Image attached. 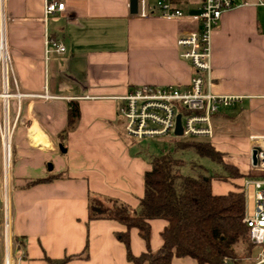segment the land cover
I'll list each match as a JSON object with an SVG mask.
<instances>
[{
	"label": "crops",
	"instance_id": "1",
	"mask_svg": "<svg viewBox=\"0 0 264 264\" xmlns=\"http://www.w3.org/2000/svg\"><path fill=\"white\" fill-rule=\"evenodd\" d=\"M57 1L64 9L45 17V0H6L10 92L25 94L10 98L13 233L24 240L16 264H45V256L77 254L86 244L88 257L67 264H131L115 236L125 226L113 219L89 221L88 195L138 206L150 157L124 131L117 97L143 84L188 87L194 68L179 55L177 40L197 24L193 16H140L131 12L130 0ZM248 1L226 11L211 34L212 92L241 98L213 116L209 139L227 163L260 175L264 170L254 167L251 138L264 135V17L257 16L264 5ZM46 33L62 40L66 52L47 55ZM3 86L0 69V113ZM70 101L78 102L81 117L64 146L59 133ZM2 166L0 140L1 208ZM49 176L54 177L32 183ZM245 178L213 179V191L234 190ZM150 223L157 249L167 221ZM131 246L135 254L146 248L137 228L131 229ZM172 264L198 263L183 257Z\"/></svg>",
	"mask_w": 264,
	"mask_h": 264
},
{
	"label": "trees",
	"instance_id": "2",
	"mask_svg": "<svg viewBox=\"0 0 264 264\" xmlns=\"http://www.w3.org/2000/svg\"><path fill=\"white\" fill-rule=\"evenodd\" d=\"M81 117L77 101H70L67 123L59 133L65 146L67 135L75 129ZM174 147L150 156L151 168L144 174V194L136 208L127 202L102 194L88 195V220L113 219L125 226L115 236L126 247L131 264H172L174 258L191 257L198 264H252L255 260V245L250 229L243 221L246 213V198L243 182L234 184L236 189L226 193L213 191V179L229 180L247 176L264 177L254 173L244 174L238 167L227 163L209 138L174 136ZM194 150L199 156L209 157L221 169L210 175L184 174L183 157L177 155ZM54 176L37 179L32 183L51 180ZM152 219L167 221L161 231L162 244L151 246ZM137 228L146 248L139 254L132 251L131 229ZM24 246V240L14 236L15 250ZM87 258L88 245L82 252L62 258L45 256V264H67L74 258Z\"/></svg>",
	"mask_w": 264,
	"mask_h": 264
},
{
	"label": "built area",
	"instance_id": "3",
	"mask_svg": "<svg viewBox=\"0 0 264 264\" xmlns=\"http://www.w3.org/2000/svg\"><path fill=\"white\" fill-rule=\"evenodd\" d=\"M187 4L185 11L181 4ZM249 3L248 0H138L137 14L149 16L157 11L166 18L193 16L196 28L185 30L177 40L181 57L190 61L194 68L191 83L186 88L169 84L166 86L143 84L131 87L118 96L119 113L124 117V131L134 138L176 135L177 117L181 115L183 137L211 138L214 134L212 118L222 108L234 106L237 95H224L212 92L211 34L223 14ZM264 5V0H255ZM65 3L45 0L44 14L47 17L62 11ZM47 55L51 50L66 52L60 39L45 35ZM0 69L3 80V98L7 123L0 127L3 166L2 189L3 208L0 219V264H16L22 257L14 247L13 207H12V135L10 129V98H21L25 94L10 92L13 68L9 55L6 0H0ZM252 151L257 149V163L254 167L264 170V135L252 136ZM243 190L246 198V213L243 221L250 229L253 244L258 247L252 264H264V177L248 176L244 179ZM253 200V203H251ZM246 264V263H243Z\"/></svg>",
	"mask_w": 264,
	"mask_h": 264
},
{
	"label": "rangeland",
	"instance_id": "4",
	"mask_svg": "<svg viewBox=\"0 0 264 264\" xmlns=\"http://www.w3.org/2000/svg\"><path fill=\"white\" fill-rule=\"evenodd\" d=\"M257 16L264 17V6L257 7ZM9 123L10 129H13V118L12 112L10 109L9 114ZM6 118L5 108H4V99L2 100V111L0 113V127H4V121ZM174 137L172 134L169 136H157V137H144V138H134L129 136V139L137 143V148L142 151V153H147L149 157L152 154L160 153L161 151H168L169 149L174 147L173 143L170 142V138ZM134 138V139H133ZM0 140H1V133H0ZM2 144V141H1ZM177 155L183 157L184 165L181 169L182 173L184 174H191L197 175L198 173H203L206 175H210L213 172L221 171L220 167L213 162L209 157H202L199 156L194 150L182 151L178 150ZM2 176V175H1ZM13 182V180H12ZM2 208H3V197H2ZM2 208L0 207V219L2 218ZM258 247L255 246L254 253L257 252ZM246 264H249L246 262Z\"/></svg>",
	"mask_w": 264,
	"mask_h": 264
},
{
	"label": "water",
	"instance_id": "5",
	"mask_svg": "<svg viewBox=\"0 0 264 264\" xmlns=\"http://www.w3.org/2000/svg\"><path fill=\"white\" fill-rule=\"evenodd\" d=\"M130 9L132 13H137L138 11V0H130ZM176 135L181 136L183 134V129H182V124H181V115L179 114L177 117V127H176ZM257 149H254L252 151V159H253V164L257 163Z\"/></svg>",
	"mask_w": 264,
	"mask_h": 264
},
{
	"label": "bare ground",
	"instance_id": "6",
	"mask_svg": "<svg viewBox=\"0 0 264 264\" xmlns=\"http://www.w3.org/2000/svg\"><path fill=\"white\" fill-rule=\"evenodd\" d=\"M6 123H7V120H6Z\"/></svg>",
	"mask_w": 264,
	"mask_h": 264
}]
</instances>
